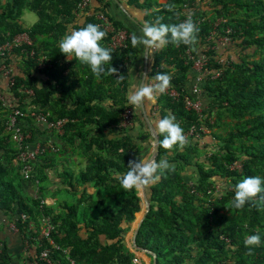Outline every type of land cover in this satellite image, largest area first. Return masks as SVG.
Returning a JSON list of instances; mask_svg holds the SVG:
<instances>
[{
    "label": "trees",
    "instance_id": "obj_1",
    "mask_svg": "<svg viewBox=\"0 0 264 264\" xmlns=\"http://www.w3.org/2000/svg\"><path fill=\"white\" fill-rule=\"evenodd\" d=\"M94 1L108 16V0ZM165 1L128 0L146 10L148 24H154L157 17L163 18L161 23H180L182 6L189 5V1ZM81 2L0 0V44L26 32L33 42L31 48L48 59L39 68L37 55L29 57L31 48L14 49L5 62L14 68L13 85L3 91L4 96L25 115L33 111L47 115L49 121L66 120L61 135L48 131L54 139L50 141L52 148L46 146L47 142L41 144L45 149L36 157L31 172V180L37 181L39 190L36 197H29L23 190L21 167L13 165V161L20 164L17 150L5 130L10 110L0 102V210L11 217L27 241V251L34 246L32 260L48 248L54 264H67V257L77 264H135L133 259L137 257L127 248L125 237L142 211V200L138 190L122 188L120 177L129 170V161L142 160L149 151L145 147L152 144L140 107L133 106L129 99L132 61L139 54V46L132 47L131 31L115 21V29L127 31L130 38L125 49L111 50L112 60L105 67L115 68L113 75L96 78L86 65L75 59L68 61L59 53L61 37L87 24H100L92 15L76 25ZM213 2L212 17L193 10L192 20L200 19L197 44H207L205 37L215 19H221L217 33L224 36L229 27L228 36L234 45L220 55L208 52V67L211 64L212 70H222L218 78L203 85V103L209 104L205 113L212 121L206 123L209 133L200 131L198 139H187L182 150H165L160 143L164 137L158 135L155 161L166 159L175 165V170L165 172L157 183L145 188L149 210L135 239L137 247L155 254L156 264H264V203L256 207L246 204L242 210L230 206L238 182L246 177L264 180V0ZM169 6H173L171 11ZM23 11L37 17L30 28L20 23ZM109 39L107 33L102 46L109 48ZM166 39V45L152 52L147 79L167 73L171 76L170 87L180 95L174 99L159 94L154 118L159 120L171 113L185 135L192 126L201 125L184 101L185 96L193 100L187 86L194 73L191 63L184 61V52L190 46H176L170 37ZM226 55L233 57L230 63L215 64L216 56ZM121 75L124 78L118 82ZM127 108L133 112V124L128 127L122 126ZM26 118L29 128L36 126ZM154 118L151 116V120ZM136 127L142 132H134ZM31 129L27 131L30 142H34L37 137ZM78 164L84 166L73 171L71 166ZM188 169L194 170V177L186 173ZM52 177L59 179L73 198L61 204V212L57 211L59 203L55 208L42 202ZM220 182L226 186L217 193ZM21 215L26 220L22 221ZM43 217L54 226L49 240L56 248L40 235ZM81 225L85 229L83 236ZM256 234L261 243L251 248L249 255L244 240ZM0 246V264H9L7 249L3 243Z\"/></svg>",
    "mask_w": 264,
    "mask_h": 264
},
{
    "label": "clouds",
    "instance_id": "obj_2",
    "mask_svg": "<svg viewBox=\"0 0 264 264\" xmlns=\"http://www.w3.org/2000/svg\"><path fill=\"white\" fill-rule=\"evenodd\" d=\"M172 7L169 6L168 10L171 11ZM162 19V17H157L154 24L145 23L140 36L133 33L131 35L132 47L160 48L169 42L166 37H170V42L176 46L196 44L199 28L191 18L178 24L161 23ZM106 35L107 33L101 30L99 25L87 24L61 37L58 42L59 53L67 60L75 59L81 65H86L96 78H100L102 74L113 75L116 69L105 67L112 60L111 49L101 44ZM123 78L121 75L117 81L120 82ZM170 86L171 76L167 73H158L154 76L153 83L144 84L131 93L130 103L136 107L148 103L155 104L157 95L165 93ZM155 128L157 134L164 137L160 143L165 150H172L174 147L182 150L186 146L187 138L184 130L171 113L156 121ZM128 169L127 173L120 177V184L123 189L132 191L151 187L161 179L165 172L174 171L175 165H170L166 159L159 163L155 160H132L128 163ZM262 184L264 180L260 177L242 179L234 186V197L230 201V206L236 210H242L246 204L256 207L264 203ZM256 231L258 233L259 229ZM260 243L261 238L258 234L247 236L244 240V246L249 249V255L252 254L251 248Z\"/></svg>",
    "mask_w": 264,
    "mask_h": 264
},
{
    "label": "built area",
    "instance_id": "obj_3",
    "mask_svg": "<svg viewBox=\"0 0 264 264\" xmlns=\"http://www.w3.org/2000/svg\"><path fill=\"white\" fill-rule=\"evenodd\" d=\"M88 5V0H82V2L78 5L79 9H84ZM182 13L183 18L181 19L180 23L185 21L188 18H192L193 8L189 5L183 4L182 6ZM97 20L101 23V26L105 28V30L110 34L109 39V48L113 51L119 49H125L127 47V41L130 38V34L121 29H115L111 26L108 19L102 15L98 14L96 16ZM200 19H197L194 23L198 25ZM221 19H217V21L213 23L212 29L209 32V35L205 37V42L207 43L205 46H202L203 49L199 51V55L196 56L192 53L190 48L184 52L185 55V64L191 63V71L194 73V78L192 84L190 85V92L193 98L190 99L188 96L184 97L185 107L188 110H192L201 122V125L198 127L192 126L189 131L185 134L187 139L199 137V132L202 133H209L208 125L206 124L207 121L210 123L212 122L210 118H208L207 114L205 113L206 107L203 105V85L208 80H212L218 78L222 73L221 69L212 70V66L209 61L211 60L208 52L209 51H225L228 47L230 37L228 34L230 33V28L227 27L225 29V35L221 36L218 35L216 28L218 27L219 23H221ZM213 41V42H212ZM33 46V42L28 36L26 32L19 33L11 38L10 42H4L0 44V102L4 107H7L10 110V114L7 117L5 122V130L10 135L11 142L15 145L17 150V161L21 164V175L23 176L24 180L28 181L32 178V164L34 163L36 157L44 151L41 148V144L37 143L34 147H29V140L30 134L25 129L26 127V117H28L33 123L36 125H40L41 127L44 126L49 131H54L58 135H61L63 132L64 124L66 120H55L49 121L47 115L42 113L36 112H29L23 113L21 109H19L16 105L12 104L8 99L4 96V92L1 90H8L13 85V75H14V68L10 63H5L8 58L12 55L14 49L19 47H26L31 48ZM156 50V48H153ZM29 57H33L36 52L31 48L28 51ZM220 55V54H219ZM229 58L226 56L223 57H215L214 61L215 64H224L230 63L233 60L231 55H228ZM37 59L39 60V68H43L45 66V62H48V59L45 56L37 55ZM213 61V62H214ZM153 83V82H152ZM27 95L31 96L33 93L31 90L26 91ZM170 98H177L180 94L179 92L172 87H169L165 92ZM132 110L130 108L125 109L123 113V121L122 126H131L132 125ZM50 141L47 142V147L52 148L50 145ZM20 219L22 221L26 220L24 215H21ZM12 230H15L16 227L14 224L10 225ZM54 230V226L49 218H41L40 219V235L48 240L53 248L56 246L49 240L52 231ZM28 248V246H27ZM1 253V249H0ZM67 264H77L73 259L67 257ZM138 259H133V263L138 264ZM31 264H54L49 257V249H43L38 257L35 260H32ZM58 264V263H57Z\"/></svg>",
    "mask_w": 264,
    "mask_h": 264
},
{
    "label": "crops",
    "instance_id": "obj_4",
    "mask_svg": "<svg viewBox=\"0 0 264 264\" xmlns=\"http://www.w3.org/2000/svg\"><path fill=\"white\" fill-rule=\"evenodd\" d=\"M117 1H119L120 5L123 7L124 11L121 10L119 6H117L115 0H108L110 5H109V7L106 8V12H107L110 19L108 18L107 15H105L102 11H100V9H98L99 5L96 3V1H94V0L88 1V5L84 9L78 8L79 11L75 15V17L77 19L76 25L83 24L84 23V17L92 16V15L97 16L100 13L108 19L109 23L111 24V26L113 28H115L114 22L116 21L119 24H121L123 27L129 29L132 34L135 33L138 36L142 35V29L138 26V24L144 26L145 23H148L146 10L142 9L141 7H139L137 5L129 4L128 0H122V1L117 0ZM140 1L142 3V0H140ZM188 1H189V6H191L193 8V10L196 9L200 13V15H203V17L204 16H206V17H209V16L212 17L213 16V11H214V9H213L214 7L212 5V4H214L213 0H188ZM165 2H166L165 0H159V3H165ZM186 3H188V2H186ZM216 21H217V19H215V22ZM99 26L106 33H108L105 30V28H103V26H101V23L99 24ZM108 44H109V42H108ZM188 46H190L189 48L192 51H194L196 56H198L199 51L201 49H203L202 46L200 45V43L197 44V42L194 45H188ZM160 48H156V50L149 49L148 71L150 70V67L152 65V58H151L152 52H157L158 50H160ZM143 51H144V47L139 46V54H138L137 58L132 61V69H131L130 80H129V82H130L129 99H130L131 93L134 92V89L135 90H136V88L138 89V86H139V82H140L141 75H142V69H143ZM216 52L218 54H221L222 51L217 50ZM68 61H71V60H68ZM146 81H147V83H146ZM133 82H134V84H133ZM152 82H153V78H150L148 80L146 77L145 84H151ZM191 84L192 83H189V85L187 86V87H189V90H190ZM1 90L4 91L2 88H1ZM144 106H145L146 110L149 109L148 104H145ZM151 109H149L147 112L148 116L151 115L153 118L157 117V116H155V114H156L155 110L157 109L156 103L152 104ZM151 116H149L150 121L152 122L153 126L155 127V123H156V121H158V119L154 118L155 121L151 120ZM27 124H26L25 129L26 130L31 129V128H29V126ZM32 129L31 130L35 133L37 139L34 142H30V140H29V142H30L29 147L30 148L34 147V145H36L37 143L42 144V142L54 141V139L48 135L49 130H47L44 126L41 127L40 125H36L35 127H32ZM139 129H140L139 132H142L141 128H139ZM139 144H141V143L139 142ZM146 147H145L146 150L147 149L150 150V148H151V147L150 148L149 147L146 148ZM148 154H149V151L144 154L143 159L147 158ZM13 165L15 167L20 166L17 162H14V161H13ZM80 165L79 164L77 165V167H79V168L75 169V172H77L80 169ZM51 180L53 182H51L48 185L49 187H48L45 194H49L52 196L51 197L48 196V198L45 200V204L55 206L59 203V202H57V201H59L57 195L60 192L59 190H61V188H63V187H61L59 179L52 177ZM35 183H37V181H35ZM35 183H33L32 181H28V182L23 181L22 182L23 190L26 194L29 195V197H31V196L36 197L37 196V192L39 190V185H36ZM139 193H140V191H139ZM72 199L73 198H71V200ZM55 202H56V204H55ZM141 205L143 207V202ZM11 224H13L11 221V217L9 215H6L4 212H2L0 210V244L3 243L7 249L9 264H31L32 263V253H34V246H31V247H33V248H31L32 253L28 252L27 251V246H28L27 241L24 239L23 235H21V233L17 230V228L15 230L11 229V227H10ZM132 225L134 227L135 224L132 223ZM81 226H82L81 235L83 236L85 234V229H84L83 225H81ZM101 239H102V237H101ZM131 240H132V232H131L130 236L125 237V241H126V246L129 249V251L134 253L135 256L138 258V261H139L138 264H143V263L144 264H152V257L148 253H144L143 251H135L132 247ZM28 248H29V246H28Z\"/></svg>",
    "mask_w": 264,
    "mask_h": 264
},
{
    "label": "water",
    "instance_id": "obj_5",
    "mask_svg": "<svg viewBox=\"0 0 264 264\" xmlns=\"http://www.w3.org/2000/svg\"><path fill=\"white\" fill-rule=\"evenodd\" d=\"M116 1V4L117 6L120 7L121 10L124 11L123 7L120 5L119 1L115 0ZM138 26L143 29V26L138 24ZM148 57H149V49H146L144 48V51H143V69H142V75H141V79H140V82H139V87L143 86L145 84V80H146V76H147V73H148ZM140 111L142 113V117H143V120L148 128V131H149V134L152 138V144H151V148H150V151H149V154L147 156V158L143 159V160H155L157 154H158V149H159V138H158V134H157V131L155 129V127L153 126L152 122L150 121V118L145 110V106H140ZM140 193H139V196L143 202V207H142V211L140 214H138V217L136 219V222L133 223L135 224L134 225V228H133V231H132V247L135 251H143L144 253H148L151 257H152V264H156V256L155 254L152 252V251H149V250H146V249H142V248H139L137 247L136 245V235L138 233V230L140 228V225L146 215V213L148 212L149 210V202H148V199L146 197V190L145 188H142V189H139Z\"/></svg>",
    "mask_w": 264,
    "mask_h": 264
},
{
    "label": "rangeland",
    "instance_id": "obj_6",
    "mask_svg": "<svg viewBox=\"0 0 264 264\" xmlns=\"http://www.w3.org/2000/svg\"><path fill=\"white\" fill-rule=\"evenodd\" d=\"M37 22V17H36V15L34 14V13H32V12H28V11H23L21 14H20V23H21V25L23 26V27H26V28H30L31 26H33L35 23ZM236 43V42H235ZM234 45V43L232 42V41H230L229 42V44H228V46L227 47H232ZM136 86V85H135ZM137 89V88H136ZM134 91H135V89H134ZM202 102H203V100H202ZM203 105H204V107H206L207 108V106L209 105L208 104V102L206 103V104H204L203 103ZM148 106H149V109H151V106H152V104H150V103H148ZM149 109H147L146 110V108H145V110H146V112H148V110ZM152 110V109H151ZM139 130V128L138 127H136L133 131L134 132H137ZM218 132H220V133H223V131L222 130H219ZM188 140H190V139H188ZM150 151V150H149ZM208 153V155H209V152H207ZM203 160V159H202ZM84 165L83 164H81L80 165V168H82ZM238 167V166H237ZM77 168H79V167H77V165H72L71 166V169L73 170V171H75V169H77ZM187 174H189V173H191L192 174V176L194 175V170L193 169H188V171L186 172ZM194 177V176H193ZM30 181H32V180H30ZM224 186H226V183H224L223 185L221 184V182L220 183H217V187H216V192L217 193H220V192H222L223 190V188H224ZM60 192L58 193V200L59 201H57V202H59V205L57 206V211L58 212H61V210H62V207H61V204H63V203H69V201L71 200V195L69 194V193H67L66 192V190L65 189H63V188H61V190H59ZM46 192H43V203H45V200L48 198V196H52V195H49V194H45ZM55 204H56V202H55ZM55 208H56V205L54 206ZM141 213V212H140ZM140 213H138V214H140ZM138 214L136 215V219H137V217H138ZM133 225L131 224V231L129 230V232L126 234V236H130V234H131V232H132V230H133ZM143 263V262H142ZM144 264V263H143Z\"/></svg>",
    "mask_w": 264,
    "mask_h": 264
}]
</instances>
